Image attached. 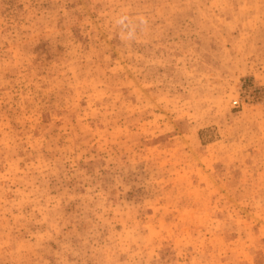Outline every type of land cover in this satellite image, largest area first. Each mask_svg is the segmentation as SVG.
I'll return each mask as SVG.
<instances>
[{"label":"rangeland","instance_id":"1","mask_svg":"<svg viewBox=\"0 0 264 264\" xmlns=\"http://www.w3.org/2000/svg\"><path fill=\"white\" fill-rule=\"evenodd\" d=\"M0 264H264V0H0Z\"/></svg>","mask_w":264,"mask_h":264},{"label":"clouds","instance_id":"2","mask_svg":"<svg viewBox=\"0 0 264 264\" xmlns=\"http://www.w3.org/2000/svg\"><path fill=\"white\" fill-rule=\"evenodd\" d=\"M116 23L122 28L121 38L126 40H134L136 38V27L129 21L127 16H121ZM147 21L141 18L139 24L146 25Z\"/></svg>","mask_w":264,"mask_h":264}]
</instances>
